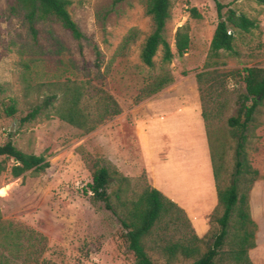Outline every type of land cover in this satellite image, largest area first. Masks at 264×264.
<instances>
[{
  "label": "rangeland",
  "instance_id": "374dc122",
  "mask_svg": "<svg viewBox=\"0 0 264 264\" xmlns=\"http://www.w3.org/2000/svg\"><path fill=\"white\" fill-rule=\"evenodd\" d=\"M10 1L0 0V12ZM69 1L68 11L84 39L76 40L60 25L46 22L37 24L40 34L34 44L20 18L0 21V145L10 136L17 149L43 155L49 162L44 172H27L15 179L7 173L11 161L2 163L0 264L133 262L117 218L103 203L95 201L91 193L85 194L82 190L91 181L95 163L110 162L131 180L132 188L135 179H140L141 184L148 183L144 172L131 175L125 171L127 155L131 159L138 156L131 131L133 110L154 97L137 101L139 92L163 71L178 79L194 77L204 71L209 44L219 20L213 0H172L164 37L174 57L170 63H163L159 48L153 58L154 67L148 68L139 56L153 24L144 13L143 0H123L114 7L113 0ZM218 1L257 24L248 33L235 35L236 55L223 53L221 61L225 65L218 67L219 78L207 97L208 101L214 100L217 94L227 97L230 100L227 116H231L234 102L243 90V84L233 73L252 66L264 68V5L253 0ZM190 8H195L200 18L192 17ZM180 26L188 27L190 37L189 49L181 57L174 48V34ZM131 28L139 30L140 38L124 55L115 54L122 37ZM47 30L60 41L63 47L60 54L51 51ZM66 80L85 84L88 104H95L100 92L111 95L120 114L104 119L87 134L44 114L31 122L20 123V118L40 101L39 85ZM12 100L16 113L8 117L4 109ZM232 147L230 142L229 173L234 165ZM246 151L251 165L259 172V179L250 191V213L257 231L255 247L248 254L253 264H264V125L249 130ZM210 215L207 217L209 229L203 236H206V246L219 231L218 224L210 222ZM150 256L154 264H164L156 255Z\"/></svg>",
  "mask_w": 264,
  "mask_h": 264
},
{
  "label": "trees",
  "instance_id": "16d2710c",
  "mask_svg": "<svg viewBox=\"0 0 264 264\" xmlns=\"http://www.w3.org/2000/svg\"><path fill=\"white\" fill-rule=\"evenodd\" d=\"M122 1L113 0L112 6H117ZM213 1L219 20L209 44L204 64L206 69L196 73L194 77L201 100V115L217 195V205L210 215V222L215 221L219 231L206 246V236L198 237L184 210L161 192L148 183H139L140 179L133 180L132 188L131 180L110 162L95 163L91 181L82 191L85 194L91 193L95 201L103 203L104 208L117 218L133 257L131 264H154L150 254L156 255L164 264H253L248 253L255 247L257 226L251 218L249 195L259 179V172L251 165L246 143L249 130L264 125V68L252 66L233 73L243 84V90L234 102L233 115L227 116L230 107L227 97L217 94L214 100H207L219 78L218 67L225 65L221 61L223 53L236 55L235 35L248 33L257 27L255 20L218 0ZM253 1L264 5V0ZM70 4L69 0H11L5 10L0 12V21L20 18L34 44L40 34L37 24L46 22L60 25L76 40L84 39V34L70 16ZM143 5L145 15L153 24V30L141 46L140 61L144 66L153 68V58L161 48V61L170 63L174 54L164 37V30L170 17L172 0H143ZM224 9L226 10L222 14ZM189 12L192 17L200 18L195 8H190ZM46 33L52 42L51 51L60 54L63 50L60 41L51 30ZM140 36L138 29L128 30L115 54L124 55ZM189 46L188 27H178L174 34L175 53L181 57ZM96 55L98 56L97 51ZM173 81V76L163 71L147 88L140 90L137 101L150 98ZM38 89L42 93L39 103L20 118V123L31 122L44 114L46 117H56L87 134L104 119L120 114L117 103L105 92H100L101 96L95 104H88L87 87L82 82L66 80L46 83L39 85ZM1 91L0 88V93ZM4 112L8 117L15 115L13 100L5 107ZM230 142L233 143L234 153L231 173L227 169ZM0 159V173L4 171L2 163L5 160L11 161L7 173L13 179L27 172L42 173L49 167L45 156L20 151L14 146L10 136L0 145Z\"/></svg>",
  "mask_w": 264,
  "mask_h": 264
},
{
  "label": "crops",
  "instance_id": "0c3cea01",
  "mask_svg": "<svg viewBox=\"0 0 264 264\" xmlns=\"http://www.w3.org/2000/svg\"><path fill=\"white\" fill-rule=\"evenodd\" d=\"M195 77L174 78L133 110L136 158L125 171L144 172L148 185L184 210L196 235L208 231L207 217L217 205L209 147ZM251 197L249 205L251 208Z\"/></svg>",
  "mask_w": 264,
  "mask_h": 264
},
{
  "label": "water",
  "instance_id": "95a60500",
  "mask_svg": "<svg viewBox=\"0 0 264 264\" xmlns=\"http://www.w3.org/2000/svg\"><path fill=\"white\" fill-rule=\"evenodd\" d=\"M222 21V20H221Z\"/></svg>",
  "mask_w": 264,
  "mask_h": 264
}]
</instances>
